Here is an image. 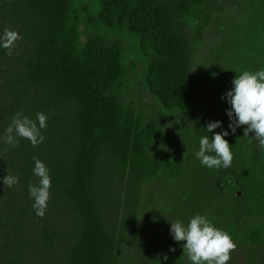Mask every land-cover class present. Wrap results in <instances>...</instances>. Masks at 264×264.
<instances>
[{"label": "trees", "instance_id": "1", "mask_svg": "<svg viewBox=\"0 0 264 264\" xmlns=\"http://www.w3.org/2000/svg\"><path fill=\"white\" fill-rule=\"evenodd\" d=\"M205 1L99 0L98 16L91 20L138 39L147 60L145 85L168 111L202 102L200 82L191 73L186 20ZM0 2V14L15 24L25 47L10 57L0 49V59L14 70L5 76L8 103L0 117V264H116L131 221H123L118 234L107 223L103 182L118 172L139 197L164 162L151 152L157 124L144 122L112 94L124 72V45L96 35L81 42L75 0ZM17 112L33 120L38 112L47 115L45 140L38 146L22 138L18 147L4 143ZM34 157L51 178L42 218L28 191L39 180ZM182 163L178 157L173 167ZM7 175L18 183L4 185Z\"/></svg>", "mask_w": 264, "mask_h": 264}, {"label": "rangeland", "instance_id": "2", "mask_svg": "<svg viewBox=\"0 0 264 264\" xmlns=\"http://www.w3.org/2000/svg\"><path fill=\"white\" fill-rule=\"evenodd\" d=\"M74 8L81 42L96 35L124 45V72L112 94L144 122L157 124L151 152L164 159L159 174L142 185L139 197L131 195L127 180L118 172L108 174L103 182L109 203L107 223L118 234L122 222L131 221L116 264H191L183 255L184 242H176L170 234V223L179 219L186 224L196 214L205 215L233 238L237 247L228 264H264V150L250 139L253 133L243 137V126L231 133L224 120L230 105L222 99L243 70H264V0H206L193 9L186 32L193 50L191 73L200 82L202 102L174 111L166 110L147 89V60L138 39L126 29L92 24L99 0H75ZM4 27L18 31L0 14V34ZM20 48L25 49L18 40L15 55ZM7 61L0 59L1 118L8 103L5 76L14 71ZM210 121H220L222 127L207 133ZM222 130L229 131L225 139L232 146V166L209 169L195 156L199 138H211ZM178 157L182 166L173 167ZM128 211L133 212L131 219ZM252 234H258L257 239Z\"/></svg>", "mask_w": 264, "mask_h": 264}, {"label": "clouds", "instance_id": "3", "mask_svg": "<svg viewBox=\"0 0 264 264\" xmlns=\"http://www.w3.org/2000/svg\"><path fill=\"white\" fill-rule=\"evenodd\" d=\"M23 37L18 31L4 27L0 34V48L6 50V55L12 56L16 42ZM232 89L222 99H226L230 108L226 114L229 117L228 125L234 135L237 128L243 126V137L258 142V147L264 150V70L255 72L243 70L232 80ZM47 115L43 112L36 114V119L17 112L11 124L5 129L2 137L7 145L18 147L19 139H26L35 147L45 140L41 129L47 127ZM222 122H208L207 133H213L214 129L221 128ZM229 135L228 130L215 132L210 138L203 135L199 138V150L195 153L200 163L209 168L227 169L232 166L234 155L232 146L225 139ZM35 166L34 174L39 178L38 184L29 183L28 191L34 200L32 205L38 217H43L50 198L51 178L49 169L39 159L33 158ZM172 162V161H169ZM18 183V177L7 175L3 184L11 188ZM170 234L176 242H184L183 255L191 264H228L231 260V253L237 245L230 234L217 228L205 215L196 214L185 224L181 220L170 223ZM170 251H175L171 248ZM167 256L164 259L167 260Z\"/></svg>", "mask_w": 264, "mask_h": 264}]
</instances>
